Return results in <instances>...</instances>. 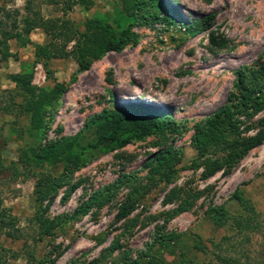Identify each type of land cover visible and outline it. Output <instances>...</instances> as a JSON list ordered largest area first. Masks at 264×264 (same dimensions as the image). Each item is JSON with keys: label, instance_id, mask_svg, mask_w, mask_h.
<instances>
[{"label": "rangeland", "instance_id": "obj_1", "mask_svg": "<svg viewBox=\"0 0 264 264\" xmlns=\"http://www.w3.org/2000/svg\"><path fill=\"white\" fill-rule=\"evenodd\" d=\"M68 1L33 0V6L43 18L68 21L80 31L85 30L88 19H103L116 30L126 29L136 34L138 44L129 45L121 52H108L94 61L88 71L80 72L72 53L75 42L59 57L37 61L36 46L49 43L42 29L29 35L27 45L10 41L11 57L0 66V92L16 93L11 76L20 73L32 74V84L40 89L51 90L57 84H66L69 89L55 111L46 114L48 123L43 130L33 129L30 115L21 116L17 124L6 128L9 143L3 158L7 163L18 162L22 150L43 146L50 140L86 135L83 141L86 148L80 151L84 153V164L73 179V183L81 184L69 200H63V189L53 202L45 203L51 219L72 215L93 191L113 182L120 174L139 172L140 176H145L147 171L143 164L170 145L181 150L183 158L175 182L168 187L163 184L155 187L129 218L118 219L119 203L127 193L124 190L111 205L65 223L49 237L41 236L30 226L38 206L36 191L41 172L59 175L64 165L59 163L55 167L46 163L33 171H25V175L1 190L3 206L10 209L24 231L19 240L0 232V251L5 264H41L43 261L44 264L75 261L112 264L114 260L123 264L126 257L136 259L154 242L157 243L154 252L162 255L161 264H178L184 257L193 260L190 264H223L216 254L238 258L243 264L255 262L264 252V144L251 151L232 174L220 171L206 178L203 167L191 168L197 157L192 136L200 123L226 104L234 88L236 72L264 63V0H162L171 14L176 13L184 21L168 27L163 22L143 25L138 18H148L144 11L136 12L135 18L127 16L125 0H90L89 10L75 6L66 12L62 2ZM27 2L0 0V5L25 16ZM152 3L148 1L146 10L152 12ZM193 23L210 29L192 33L188 28ZM212 31L225 40L223 47L215 48L210 44ZM4 95L7 99V94ZM16 101L21 102V97L17 96ZM141 103L167 111L165 113L178 126V132L168 130L134 139L108 152L87 146V142L94 141L92 119L106 111ZM8 118L12 120L14 116ZM262 118L264 112L255 116L253 122ZM174 188L204 194L193 209L166 222L167 212L179 205L165 202L167 193ZM236 193L255 207L253 224L256 228L240 231L230 224L216 227L207 217V211L218 206H224L233 215L240 212L242 208L234 197ZM164 232L183 234V243L160 244L158 237ZM197 241L208 253L195 249ZM215 244L220 245L221 251ZM115 245L121 249L108 256Z\"/></svg>", "mask_w": 264, "mask_h": 264}, {"label": "trees", "instance_id": "obj_2", "mask_svg": "<svg viewBox=\"0 0 264 264\" xmlns=\"http://www.w3.org/2000/svg\"><path fill=\"white\" fill-rule=\"evenodd\" d=\"M148 1L153 2L150 8L152 12L146 10ZM62 4L66 12L72 11L75 6L87 11L91 6L90 0H69ZM123 6L124 13L132 18L137 17L136 12H146L148 15L146 20L143 17L138 18L143 25L163 22L168 27L178 22L184 23L176 13L171 14L162 0H125ZM167 6L171 7L170 3ZM162 13H165L163 17ZM0 17V66L11 57L9 42L16 40L21 45H27L30 43L29 35L37 29H42L46 33L49 43L36 46V60L49 61L57 58L66 51L70 43L75 42L72 53L80 72L88 71L94 61L101 59L108 52H121L129 45L138 44L136 34L126 29L116 30L100 18L88 19L84 31H80L68 21L45 19L33 6V0H28L25 16L19 11L0 5ZM188 29L196 33L210 27L202 28L201 24L193 23ZM209 41L215 48L225 45V40L216 36V32L213 31L210 33ZM11 79L16 84L17 92H4L8 96L7 99L3 92H0V232H4L8 238L19 240L24 235V231L19 228L17 219L11 215L10 209L3 206L2 188L11 181L18 180L22 174L25 175V171H33L46 163L55 167L59 163L64 165L59 175L52 172L40 173V186L36 191L38 206L30 226L38 234L46 237L53 235L56 229L67 222L79 220L92 211H101L111 205L117 195L124 190H127V193L125 199L119 203L118 219H127L155 187L160 184L168 187L177 179L178 166L183 154L181 150L170 145L151 155L143 164V169L147 171L145 176H140L139 172L120 174L113 182L93 191L72 215L66 214L51 219L47 216L48 206H45V203L53 202L63 189H65L63 200H69L81 184V182L73 183V179L84 164V153L80 151L82 147L86 148L83 144L86 135L81 133L74 137L50 140L43 146L22 150L18 162L7 163L3 158V152L9 143L5 135L6 128L17 124L21 116L30 115L33 129L43 130L48 123L46 114L55 111L60 98L69 89L66 84H57L51 90L40 89L32 84L33 76L30 73L15 74ZM17 96L21 97L19 103L16 101ZM165 112L167 111L146 103L106 111L92 119L90 124L95 126L94 141L87 142V146L89 144L94 150L108 152L118 150L134 139H143L168 130L173 133L178 132V126ZM262 112H264V63L260 62L254 67H245L236 72L234 88L226 104L196 127L192 136V146L197 157L192 161L191 168L203 167L206 178L220 171L226 175L232 174L251 151L264 144V118L253 122L255 116ZM9 116L14 118L10 120ZM254 130H257L254 135H248ZM203 194V191L188 193L181 188L172 189L167 193L165 202L179 203V205L176 209L167 212L165 221L169 222L180 213L193 209ZM234 197L240 203L242 208L240 212L233 215L224 206L212 207L207 211L209 220L216 227L230 224L240 231L256 228L257 225L253 224L255 207L251 201L240 193H236ZM183 237L184 235L180 233L164 232L159 234L158 241L160 244L170 242L181 245ZM156 244L154 242L149 245L147 250L140 252L136 259L126 257L123 264H161L162 255L158 256L154 252ZM215 247L220 250V245L215 244ZM119 249L121 248L115 245L110 249L108 256H112ZM195 249L204 254L208 253L207 248L198 241ZM216 255L223 264H243L238 258ZM1 256L2 251H0V261L5 264L6 260ZM192 261L184 257L178 264H190ZM93 264L98 262L95 261ZM112 264L120 263L114 260ZM247 264H264V252L255 262Z\"/></svg>", "mask_w": 264, "mask_h": 264}]
</instances>
